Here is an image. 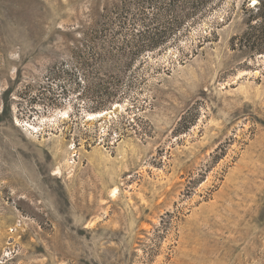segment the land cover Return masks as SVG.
Wrapping results in <instances>:
<instances>
[{
	"label": "rangeland",
	"instance_id": "374dc122",
	"mask_svg": "<svg viewBox=\"0 0 264 264\" xmlns=\"http://www.w3.org/2000/svg\"><path fill=\"white\" fill-rule=\"evenodd\" d=\"M146 1L0 0V264H264L257 0Z\"/></svg>",
	"mask_w": 264,
	"mask_h": 264
},
{
	"label": "trees",
	"instance_id": "16d2710c",
	"mask_svg": "<svg viewBox=\"0 0 264 264\" xmlns=\"http://www.w3.org/2000/svg\"><path fill=\"white\" fill-rule=\"evenodd\" d=\"M186 2H190L191 10L190 12H187L186 15H184V20L186 19V16H194L195 13L202 7L207 6L208 4H213L216 0H184ZM246 2V1H245ZM154 3V0H147L145 2V5L142 8L143 14L145 17H149L150 14H152V17H154L156 14L154 12H150L149 8H151L152 4ZM177 0H171L168 7L174 8L176 7ZM139 11L141 9L139 8ZM125 14H129L132 16H137V14L132 10H124ZM149 12V13H148ZM252 13L256 12L254 17L260 18V22H258L257 27L260 29V33L258 34V41L261 43L262 46H264V0H257L256 6L252 8ZM142 14V13H141ZM181 22H179L180 24ZM126 22H123L122 25H120V30L114 31L112 34L110 31L105 29L103 32H101L100 36L97 37L98 40H96L95 43H92V46L90 48L91 52V58H82L81 67L82 69H96L97 67L103 66L106 63H108L113 57H115V51L116 53H120L121 56L125 57L127 60H129V63L131 65V62H133L137 57L142 56L143 54H146L149 51H154L159 45H161L162 41V32L155 29L154 31L150 30L149 25H144L143 27L138 28V26L134 27V29H127ZM84 32L82 33V35ZM119 42L123 43V46L119 47L117 44ZM108 46H111L112 49H107ZM91 69V70H92ZM117 92L115 96L116 97ZM110 101V100H106ZM97 108L101 107L103 102H97L96 104Z\"/></svg>",
	"mask_w": 264,
	"mask_h": 264
},
{
	"label": "bare ground",
	"instance_id": "6f19581e",
	"mask_svg": "<svg viewBox=\"0 0 264 264\" xmlns=\"http://www.w3.org/2000/svg\"><path fill=\"white\" fill-rule=\"evenodd\" d=\"M254 3H256V1H254ZM106 112H103V113H99V114H94V115H92L91 117H90V119H92V117L93 116H96V115H98V116H103V114H105Z\"/></svg>",
	"mask_w": 264,
	"mask_h": 264
}]
</instances>
